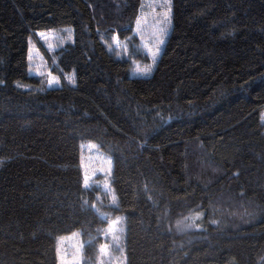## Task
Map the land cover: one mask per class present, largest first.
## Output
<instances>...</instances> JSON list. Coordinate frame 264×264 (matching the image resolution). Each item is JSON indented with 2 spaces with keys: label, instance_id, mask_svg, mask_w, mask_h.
Listing matches in <instances>:
<instances>
[{
  "label": "trees",
  "instance_id": "trees-1",
  "mask_svg": "<svg viewBox=\"0 0 264 264\" xmlns=\"http://www.w3.org/2000/svg\"><path fill=\"white\" fill-rule=\"evenodd\" d=\"M143 1L0 0V264H58L75 232L83 264L102 245L125 264H264V0H173L154 72L136 77ZM64 28L52 69L75 80L50 88L30 45ZM82 143L111 157L119 207L85 186Z\"/></svg>",
  "mask_w": 264,
  "mask_h": 264
},
{
  "label": "rangeland",
  "instance_id": "rangeland-1",
  "mask_svg": "<svg viewBox=\"0 0 264 264\" xmlns=\"http://www.w3.org/2000/svg\"><path fill=\"white\" fill-rule=\"evenodd\" d=\"M172 11L173 0L143 1L138 17L139 22L135 24L134 33L140 40L139 48L146 54L147 62H139L132 59L134 76L147 77L154 72L171 33ZM73 39L74 33L70 28L37 33L34 41L32 40L31 42L29 52L30 72L32 75L41 76L46 79L47 85L50 88L60 87L63 84L73 85L72 81L75 80L74 75L68 74L61 77L55 74L52 69L55 66V54L66 44L72 43ZM113 46L119 54L124 56L129 55V45L126 41H121L117 38ZM42 48L50 56L49 58H47L46 53L42 52ZM134 50L137 51L138 47H134ZM50 79L53 81L52 84L48 83ZM81 150V163L84 175L88 177V186L86 187L92 188L96 186L106 196L108 202L113 205L111 203L112 197L115 195L117 198V196L111 186L113 171L111 157L104 154L94 143H82ZM102 217L106 219L107 215L103 214ZM178 230L180 233L187 232V226L179 225ZM123 234L124 227L122 220L118 218L109 220L106 232L107 237H110L112 242L119 243ZM83 249L84 243L81 233L75 232L61 237L58 241V264H83ZM116 250L114 249V251ZM102 257L100 264H125L126 254L124 251L123 255V249L117 250V253H114L110 245H105L102 248Z\"/></svg>",
  "mask_w": 264,
  "mask_h": 264
},
{
  "label": "snow or ice",
  "instance_id": "snow-or-ice-1",
  "mask_svg": "<svg viewBox=\"0 0 264 264\" xmlns=\"http://www.w3.org/2000/svg\"><path fill=\"white\" fill-rule=\"evenodd\" d=\"M137 22H139V20H138ZM113 39H114V41L117 40L116 37H114ZM72 82L74 83V81H72ZM48 83H49V84H52L53 81L50 79V80L48 81ZM84 184H85V186H88V177H87V176L84 177ZM105 187L107 188V186H105ZM86 203H87V202H86ZM111 203H113L116 207H119V204H118V201L116 200L115 195H113ZM93 207H95V205H93ZM105 215H106V214H105ZM112 223H115V222H112ZM197 227H198V225H197ZM101 247L103 248L104 246L102 245ZM58 255H59V253H58Z\"/></svg>",
  "mask_w": 264,
  "mask_h": 264
}]
</instances>
